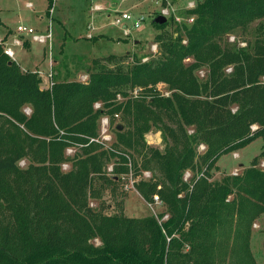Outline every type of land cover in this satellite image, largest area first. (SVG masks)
Here are the masks:
<instances>
[{
	"label": "trees",
	"instance_id": "obj_1",
	"mask_svg": "<svg viewBox=\"0 0 264 264\" xmlns=\"http://www.w3.org/2000/svg\"><path fill=\"white\" fill-rule=\"evenodd\" d=\"M195 4L191 24L169 30L153 20L160 32L147 61L132 53L94 59L84 81L53 73L44 88L0 45V264H257L251 239L264 216V0ZM256 22L246 47L226 41ZM106 116L116 136L110 146L93 141ZM150 131L161 133L162 150L147 146ZM259 138L262 150L248 167L215 179L223 156ZM130 156L151 174L135 190L151 204L158 196L165 220L127 217L120 203L108 213L102 198L106 191L117 197Z\"/></svg>",
	"mask_w": 264,
	"mask_h": 264
},
{
	"label": "rangeland",
	"instance_id": "obj_2",
	"mask_svg": "<svg viewBox=\"0 0 264 264\" xmlns=\"http://www.w3.org/2000/svg\"><path fill=\"white\" fill-rule=\"evenodd\" d=\"M172 1L173 3L170 0L172 3L170 10H174L175 16L178 18L166 17L168 29L175 30L177 26L183 23L191 24L188 18L187 11L189 8L187 6L188 2H197V0ZM29 4L32 8L28 7ZM95 5L100 6L103 10L100 13L91 15V7ZM113 5L116 6L113 7ZM47 6L48 0H0V39H4L5 28L11 30L12 34L7 39V45L11 46L14 41L13 37L16 35L14 32L20 25L31 27L34 30H44L41 33H46L49 27V18L47 16V21L43 20V22H41V18L45 17ZM55 7L60 16L56 17V14L54 15L52 53L47 49V58L50 54L64 55L59 65V68L63 70L59 77L60 80H79L80 78L83 81L85 79L83 74H86L94 59L132 53V55L146 56L143 60L147 61L148 57L157 51V44H154L153 40L160 31L152 25V22L159 13L163 15L161 12L164 6L160 0H58ZM126 10L132 15V20L126 24L130 29V36L128 37L124 36L123 26L113 25L115 17ZM57 20L60 22H56ZM137 23H139V27H135ZM258 28H260L259 22H256L251 26L247 35L241 36L239 31H235L233 34L228 35L227 40H225L229 43L237 42L240 47H246V40L250 42L255 40ZM46 69L48 73V65H46ZM230 72L231 68H228L227 73ZM50 73H52V77H50ZM53 73L54 71L51 70L47 74V85L50 81L53 82ZM199 75L200 77L205 75L204 68L200 69ZM159 90L166 96L170 95L165 85H159ZM106 118L110 121L107 133V137H110L107 146H110L115 143L116 136L112 131V118L109 116H106ZM118 122L119 119L114 120V123ZM145 142L147 146L153 148L161 150L164 148L161 133L157 131L147 133ZM262 147L263 140L259 138L238 151L239 154L232 153L223 156L217 164L219 170L214 173L215 179L221 180L225 174L230 175L235 172L240 174L242 168L248 167L252 160L260 154ZM202 149L203 147H200V150ZM67 155L70 154L67 153ZM128 160L131 164L134 180L140 182L151 178L149 172L138 170L135 167V162L131 156ZM25 164L26 162L22 161L20 166L23 167ZM260 165L264 166V162ZM68 168V164L63 166V169L67 170ZM129 172L130 167L128 165V171L121 176L116 198L112 197L108 191L105 192L102 199L105 206H111L108 213H116L119 207L118 203H120L123 205L127 217L163 216L166 212L163 204L153 205V211L149 203L135 189H132L130 178H128ZM189 175H191L190 172L186 173V177ZM123 193L126 195L122 196ZM98 204L99 201L93 200L92 206L96 208ZM160 219L165 220V216ZM252 231V253L257 264H264V216L253 224Z\"/></svg>",
	"mask_w": 264,
	"mask_h": 264
},
{
	"label": "built area",
	"instance_id": "obj_3",
	"mask_svg": "<svg viewBox=\"0 0 264 264\" xmlns=\"http://www.w3.org/2000/svg\"><path fill=\"white\" fill-rule=\"evenodd\" d=\"M160 1L161 2L164 1V2L167 3V7H164L162 9V12H161L165 17L170 16L171 18L172 17L173 18H178L177 16H175L176 15L175 11L174 10H170V7H172V4H171L170 0H160ZM56 2H57V0H53L52 7L50 8V11H49V27H48L47 32L46 33H39L36 30H34L33 28H31V27L20 25V26L17 27V30H16L19 38L16 39L13 42L14 46L21 45L22 44V40L28 38L32 42L40 43V44H46L51 49V44H52V23H53L52 18H53L54 13H55V4H56ZM195 6H196V4L194 2H190L187 7L189 9H191V8H194ZM28 7H31V4H29ZM92 10L96 12V11H102L103 9L100 6L95 5V6H93ZM188 18H189V22L190 23H192L194 21V19H195L194 16H190ZM131 20H132V15L129 12H122L118 16L115 17V19L113 21V25H115V26H123L124 36L128 37V36H130V29L127 27L126 24H127V22H130ZM138 25H139V23H137L135 25V27H139ZM0 45L3 46L5 54L9 58L14 60L15 59V52L13 51V49L11 47L5 45V42L2 39H0ZM50 77H52V73H50ZM52 85H53V82L50 81L48 86L51 87ZM98 107H100L99 104L96 105V108H98ZM25 113L29 115L30 114V110L29 109L25 110ZM117 117L118 116H116V118ZM109 123H110V121H109L108 118L103 117L101 119V138L97 139V140H93V141L100 142V143L105 144V145L108 143V141L110 139V137H107V135H108L107 133H108V130H109ZM74 151H75L74 149L68 148L66 152L68 154L72 155V153H74ZM129 167H130V172L128 174V178H130L132 189H135V185L138 183V181L134 180V178H132L131 164H129ZM108 170H109V172H111L112 171V166H110ZM233 174L237 175L238 173L235 172ZM159 203H161L160 200H159V197L155 196L154 197V204L149 203V206L154 211L153 205H156V204H159ZM166 218H167V216H165V219Z\"/></svg>",
	"mask_w": 264,
	"mask_h": 264
},
{
	"label": "crops",
	"instance_id": "obj_4",
	"mask_svg": "<svg viewBox=\"0 0 264 264\" xmlns=\"http://www.w3.org/2000/svg\"><path fill=\"white\" fill-rule=\"evenodd\" d=\"M57 2H58V0H57ZM190 2L196 3L195 1H190ZM190 2H188V3H190ZM115 6L116 5H113V7H115ZM49 7L50 6H49V2H48V6H47V9L45 11V17L41 18V22H43V20L47 21V16L49 18V12H48ZM29 8H32V6ZM92 9H93V6L91 7V10ZM91 10H90V12H92L91 15L96 14V13H100V11L95 12V11H93V10L91 11ZM123 12H128V11L126 10ZM54 15L56 17L60 16V13H59V11H57L56 7H55ZM109 16H111V15H109ZM53 19H54V16L52 18V21H53ZM55 19H57V18H55ZM56 22H60V21L57 20ZM36 31L41 33L44 30H36ZM14 33H16V35H14V37H13V39L15 41L19 37H18L17 32H14ZM11 34H12L11 30H9L7 28L4 29V35L5 36H4V39H2V40L5 42V45H7V39ZM7 46H9V45H7ZM9 47H11L13 49V51L15 52L14 61H16V63L20 65L22 70H24V71L29 70V71L37 72L39 74V76L41 77V80H42V87H44V88L49 87L47 85L46 81H47V74L51 70H53L54 73L60 77L61 72L63 70H62V68L61 69L59 68L60 67L59 65L62 62V58H64V55H62V54H59V55L50 54V56L47 58V49H49V52L52 53V44H51V49H50L49 46L46 44L35 43V42L30 41L28 38H26V39L22 40L21 45L14 46L12 43V45ZM46 65H48V69H49L48 73H47ZM83 75L85 76V79H83V81H84V80H86L87 75L86 74H83ZM79 80H81V79L79 78ZM239 153L240 152H237V154H239ZM241 165H243V164H241Z\"/></svg>",
	"mask_w": 264,
	"mask_h": 264
},
{
	"label": "water",
	"instance_id": "obj_5",
	"mask_svg": "<svg viewBox=\"0 0 264 264\" xmlns=\"http://www.w3.org/2000/svg\"><path fill=\"white\" fill-rule=\"evenodd\" d=\"M167 22V18L164 15H160L154 19V23L158 25L165 24ZM117 128L120 130L122 129V125H118Z\"/></svg>",
	"mask_w": 264,
	"mask_h": 264
}]
</instances>
